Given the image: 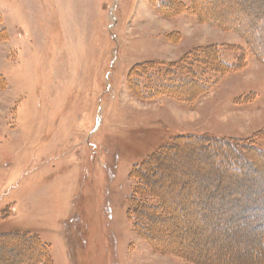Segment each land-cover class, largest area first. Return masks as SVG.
I'll return each instance as SVG.
<instances>
[{"label":"rangeland","instance_id":"374dc122","mask_svg":"<svg viewBox=\"0 0 264 264\" xmlns=\"http://www.w3.org/2000/svg\"><path fill=\"white\" fill-rule=\"evenodd\" d=\"M193 4L231 27L158 0H0V231L35 238L1 240L0 264L38 244L52 264L264 263V0ZM208 44L226 51L188 57L171 95L129 87L134 63Z\"/></svg>","mask_w":264,"mask_h":264},{"label":"trees","instance_id":"16d2710c","mask_svg":"<svg viewBox=\"0 0 264 264\" xmlns=\"http://www.w3.org/2000/svg\"><path fill=\"white\" fill-rule=\"evenodd\" d=\"M162 6H164L165 8H169V6L172 5H176L177 8H175V13L178 14L179 12H186V10H193V13L196 14L198 16V18L203 21L206 22L208 24L213 23L216 27L219 28H228L231 27V25L227 22H223L221 20L217 21L215 20L214 22L209 18V15H206L204 12H202L200 14V10L199 8H195V4H193L194 1L197 0H191L190 4L185 3L183 0H158ZM198 7V6H197ZM2 25V16L0 13V39L4 38V29L1 26ZM230 29V28H229ZM236 31V30H235ZM234 31V32H235ZM237 33V32H236ZM240 34V33H238ZM242 35V34H241ZM244 35V34H243ZM244 37V36H243ZM245 38V37H244ZM247 40V38H245ZM250 43L252 44V48L255 51V54L259 57V60H261L262 62H264V55H261L259 52H257V48L255 47V44L250 41ZM225 45H219V44H208L205 46H202L200 48L197 49H190L189 51H187L183 57L177 59V60H172V61H156V60H146V61H140V62H136L133 64V66L128 70V72L126 73V77H127V81L129 82V87L132 88V90H134V93L139 96L140 98H142L143 100H151V99H155L157 97H161V96H167V95H171V93H169V91L173 90V89H177L179 82H182L179 79H175L176 76H179L180 79H185L187 80V76L188 74H182L181 73V68L186 66V61H188L190 58H193L195 60V57L193 55H196L197 53H205L206 50H211L214 51L216 54L221 53L222 50L224 49ZM226 51V50H225ZM188 57H190L189 59H187ZM178 80V82H177ZM177 82V83H176ZM187 139V137H185ZM215 140L217 141H222V142H226V144H228V147H234V145L231 143V141H229V139L226 138H222L220 139V137H214ZM179 138H171L167 143H165V145H162L160 147H158L156 149V152H154L151 156H149L150 158L147 159L144 162H142L144 165H146L148 162L147 161H152L154 159H165L168 158L167 154H169L171 151V149H176L177 146H175L176 144H178ZM220 139V140H218ZM204 148H209L211 145L207 143L202 144L201 145ZM255 147V146H253ZM234 149L239 152L238 155H240V150L236 149L234 147ZM206 150V149H204ZM258 151H260L261 153H264V149L261 151L260 149L257 148ZM210 151V150H207ZM162 154L166 157H163ZM139 166H137L136 169H138ZM135 169V170H136ZM137 186L135 189V192L133 191V194L137 197L138 203L136 198L135 202L130 205V213L132 214V217L134 218L135 224L138 225L137 229L144 230L145 227L141 226V224L139 223L138 219L139 217L143 216V214H141L140 211L137 210V208H139L141 206L142 203H144V198L147 197L148 194H150V191L148 190L147 193H143L142 195L138 193V187L139 182L137 181ZM145 187H150L147 184H144ZM147 185V186H146ZM147 187V188H148ZM222 188L216 190L215 193H220L222 192ZM214 193V194H215ZM149 207V206H148ZM220 209L221 206L218 207ZM224 209L222 211H226L227 217H225L224 219H220L222 220L224 223H232L233 220H239V219H245L248 216H251V214L253 213H246V215H242V216H232L230 215L231 213H229L228 211L232 210L231 208H229L228 206H224ZM249 211V210H248ZM255 211V210H254ZM255 224L259 225H263L264 224V219L260 220H256L252 221ZM261 222V223H260ZM252 223V224H253ZM258 226V225H256ZM260 238L261 241L258 245V248L253 250V253L259 257L264 258V228L260 231ZM35 240L34 235L29 234L28 232H19V231H0V241L1 240H7V242H15V241H19L22 244H27V246L32 245L33 241L31 240ZM39 247H42L43 245L38 244ZM36 248V252H38V256H36L35 258L37 260V264H52L50 258L48 257V255L43 254V248ZM19 254H21V256L18 260L17 259H13V263H18L19 261H23L27 255V253L23 250H19ZM18 254V255H19ZM199 257V256H198ZM200 259V258H199ZM201 261V260H199ZM255 264H261L260 262H257L254 260ZM209 264V263H206ZM264 264V263H263Z\"/></svg>","mask_w":264,"mask_h":264},{"label":"crops","instance_id":"0c3cea01","mask_svg":"<svg viewBox=\"0 0 264 264\" xmlns=\"http://www.w3.org/2000/svg\"><path fill=\"white\" fill-rule=\"evenodd\" d=\"M0 13L2 14V17H3V21H4V16H3V13L0 11ZM3 28H4V26H2ZM7 29V28H6ZM153 60H155V59H153ZM144 61H146V60H144ZM168 61H170V60H168ZM140 62V61H139Z\"/></svg>","mask_w":264,"mask_h":264}]
</instances>
